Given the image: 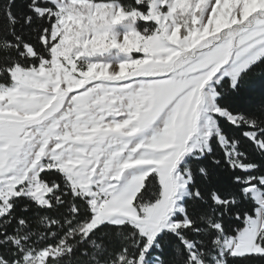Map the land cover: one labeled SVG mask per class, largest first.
<instances>
[{
  "label": "snow or ice",
  "instance_id": "6c2138e0",
  "mask_svg": "<svg viewBox=\"0 0 264 264\" xmlns=\"http://www.w3.org/2000/svg\"><path fill=\"white\" fill-rule=\"evenodd\" d=\"M0 264H264V0H0Z\"/></svg>",
  "mask_w": 264,
  "mask_h": 264
}]
</instances>
